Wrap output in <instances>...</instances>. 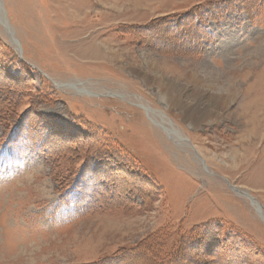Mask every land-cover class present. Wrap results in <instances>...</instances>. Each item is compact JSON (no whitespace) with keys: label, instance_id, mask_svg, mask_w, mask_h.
<instances>
[{"label":"rangeland","instance_id":"374dc122","mask_svg":"<svg viewBox=\"0 0 264 264\" xmlns=\"http://www.w3.org/2000/svg\"><path fill=\"white\" fill-rule=\"evenodd\" d=\"M0 264H264V0H0Z\"/></svg>","mask_w":264,"mask_h":264},{"label":"bare ground","instance_id":"6f19581e","mask_svg":"<svg viewBox=\"0 0 264 264\" xmlns=\"http://www.w3.org/2000/svg\"><path fill=\"white\" fill-rule=\"evenodd\" d=\"M167 88H168V87H167ZM170 88H171V86H170ZM173 89H174V88H173ZM249 92H250V91H249ZM210 94H211V92H210ZM169 95H170V94H169ZM211 96H212V95H211ZM170 98H172V97H170ZM175 98L179 101L178 105L180 106V105H181V104H180L181 102H180V100H179V99H180V96H177V97H175ZM167 99H168V98H167ZM222 99L224 100V98H223L221 95H220L219 97H215V98H214V103L216 104V106L219 105V104L221 103ZM226 99H227V98H226ZM211 100H212V99H211ZM170 101H171V100H170ZM225 101H226V100H225ZM176 103H177V102H176ZM254 104H255V103H254ZM254 104H253V106H254ZM170 105H171V104H170ZM178 105H176V106H178ZM181 107H182V106H181ZM185 107H186V106H185ZM182 108H184V107H182ZM182 108H181V109H182ZM187 108L190 109V106L187 107ZM187 111H188V110H187ZM187 111H186V112H187ZM248 111H249V110H248ZM206 112H207V111H206ZM195 113L198 114L199 112H197L196 110H194V111H191V110H190V112H187V116H189V117H190L189 119H191V120H192V119H195V116H196ZM200 113H201V111H200ZM200 113H199V115H200L201 117L204 116L203 114H200ZM204 113H205V112H204ZM186 119H187V117H186ZM193 125H194V124H193ZM167 131H168V130H167ZM250 131H251V130H250ZM251 133H255V132L252 130ZM249 134H250V133H249ZM249 134H248V135H249ZM248 135H247V136H248ZM249 136H250V135H249ZM249 143H250V142H249ZM248 146H249V145H248ZM259 209H260V208H259Z\"/></svg>","mask_w":264,"mask_h":264},{"label":"trees","instance_id":"16d2710c","mask_svg":"<svg viewBox=\"0 0 264 264\" xmlns=\"http://www.w3.org/2000/svg\"><path fill=\"white\" fill-rule=\"evenodd\" d=\"M15 143V149L17 147V149L15 150L16 153L18 152L20 154V152L22 151V148H23V141L20 140L19 142L16 141L14 142ZM68 203V200H67V197H63V199L60 201L59 203V206H62V204H67ZM58 209V207H57ZM80 213V212H79ZM79 213L77 215H79ZM55 214V213H54Z\"/></svg>","mask_w":264,"mask_h":264},{"label":"water","instance_id":"95a60500","mask_svg":"<svg viewBox=\"0 0 264 264\" xmlns=\"http://www.w3.org/2000/svg\"><path fill=\"white\" fill-rule=\"evenodd\" d=\"M14 42V44H17L18 42H17V40H14L13 41ZM233 188V190H235V188L234 187H232ZM252 202H255V200H253L249 195H247V194H245Z\"/></svg>","mask_w":264,"mask_h":264}]
</instances>
